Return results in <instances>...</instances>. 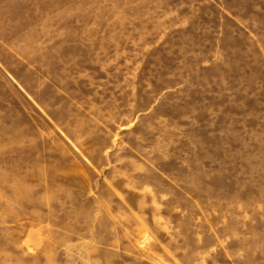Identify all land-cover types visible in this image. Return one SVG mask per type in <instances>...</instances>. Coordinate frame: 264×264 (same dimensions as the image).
I'll return each instance as SVG.
<instances>
[{"label":"rangeland","instance_id":"1","mask_svg":"<svg viewBox=\"0 0 264 264\" xmlns=\"http://www.w3.org/2000/svg\"><path fill=\"white\" fill-rule=\"evenodd\" d=\"M0 264H264V0H0Z\"/></svg>","mask_w":264,"mask_h":264}]
</instances>
